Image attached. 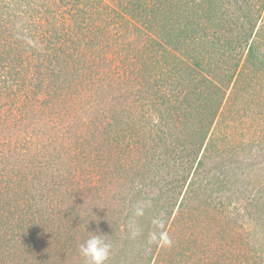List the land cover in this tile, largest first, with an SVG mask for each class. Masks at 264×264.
<instances>
[{"label": "rangeland", "instance_id": "rangeland-1", "mask_svg": "<svg viewBox=\"0 0 264 264\" xmlns=\"http://www.w3.org/2000/svg\"><path fill=\"white\" fill-rule=\"evenodd\" d=\"M236 5L0 0V264H86L88 231L106 264L264 260V15Z\"/></svg>", "mask_w": 264, "mask_h": 264}, {"label": "trees", "instance_id": "trees-1", "mask_svg": "<svg viewBox=\"0 0 264 264\" xmlns=\"http://www.w3.org/2000/svg\"><path fill=\"white\" fill-rule=\"evenodd\" d=\"M238 1V0H237ZM244 2L247 4V6L246 7H243L242 5H236L241 11H244V8H253V12H255L256 13V17H252V18H250L249 17V19H246V20H242V21H240V25H239V27L241 28V27H243L242 28V31H243V29H244V24L246 25V27H248V29H245L247 32H249V34H250V31L253 29V25H255L259 20H261V21H263V15H264V0H244ZM255 10V11H254ZM262 13V14H261ZM250 25V26H249ZM245 27V28H246ZM243 34V33H242ZM245 41H247V39L245 40ZM244 41V42H245ZM253 43L254 42H251V45H249L248 46V55L249 54H251V56H253V55H256L258 52H256V50H255V48H254V45H253ZM228 48H229V45H226ZM38 53V52H37ZM38 55H43V53H38ZM48 55V54H47ZM51 56H53V55H51ZM50 56V57H51ZM48 57V56H47ZM61 59L62 58H59V54H56L55 56H54V59H53V61L51 62L50 60V64H53V62L55 61V64H56V61H57V63H59L60 61H61ZM68 63V62H67ZM54 64V65H55ZM57 66V65H56ZM213 122V121H212ZM210 121H207V123H196V126H198L199 128H202V126H207V128H208V126H210ZM207 128H205V131H204V134H203V136L205 135V133L207 132ZM207 134H208V132H207ZM178 165H179V163H178ZM190 167H192V162L190 163V165H189ZM199 167V161H198V163L196 164V167H195V169H194V172H193V175L195 176L194 177V179H192V181H190L189 183H188V185H187V188H188V194L189 193H191L190 195H191V197H192V199L191 200H197V202L199 203L200 201L197 199V196L198 195H201V197L204 195L203 194V189H204V186H205V184L206 183H211L212 181H210V180H208V175H206L205 174V172H201V171H198L197 170V168ZM207 178V179H206ZM216 180V179H218V178H216V176H214L213 177V179L212 180ZM237 179V178H236ZM235 179V180H236ZM220 181V180H219ZM218 181V182H219ZM226 184H228V182L227 181H221V182H219V186L220 187H223L224 186V188H226ZM258 194H259V192L260 193H263L264 192V188H263V190H262V188H261V190L258 188ZM202 192V193H201ZM264 198V197H263ZM189 200V196L186 198V200ZM184 201H185V199H184ZM251 201H253V203L252 204H250L252 207H256V208H254V209H256V210H254V212H256V211H258V210H260L259 209V207H258V205H259V203H262V204H264L262 201H261V199L259 198V196L257 195V197H252L248 202H251ZM201 202H204V201H201ZM205 206H206V210H208V211H205V206L203 207V206H201L200 207V205L198 204H193L192 202H190V201H186L185 202V204L183 205V212L181 213V215H183V214H186V215H192L193 214V212L194 211H198V213H196V214H194L193 216H196V215H200V217L202 218V219H205V218H207V220H206V223H204V224H202V225H199V227H203V226H205V227H216L215 226V224H213V221H218V218H215V217H212L211 215H210V211H212L211 209H213L214 210V208L212 207V206H210L209 207V205L208 204H206L205 202L203 203ZM222 205V202H219V205ZM261 204V205H262ZM220 205V207L218 208L219 210H221V211H223L224 210V208L222 207ZM209 208H208V207ZM212 207V208H211ZM220 211V212H221ZM203 212H207V216H204V215H202V213ZM214 212H215V210H214ZM193 216H191V218L190 219H188L186 216H182L181 218H179V219H177V221H178V223L180 224V226H183V227H192L194 224L192 223V219L194 218ZM262 247L260 246V247H258V249H256V255H255V257H251V258H254V261H252L251 263L252 264H264V260H263V258L261 257V251H262V249H261ZM227 253V252H226ZM260 253V254H259ZM229 254V253H228ZM239 264H246V263H241V262H239ZM249 264V263H248Z\"/></svg>", "mask_w": 264, "mask_h": 264}, {"label": "clouds", "instance_id": "clouds-1", "mask_svg": "<svg viewBox=\"0 0 264 264\" xmlns=\"http://www.w3.org/2000/svg\"><path fill=\"white\" fill-rule=\"evenodd\" d=\"M88 232V237L79 246L80 254L85 258L86 264H106L112 248L111 243L103 233Z\"/></svg>", "mask_w": 264, "mask_h": 264}]
</instances>
